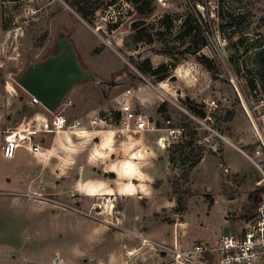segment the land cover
<instances>
[{
	"label": "rangeland",
	"instance_id": "1",
	"mask_svg": "<svg viewBox=\"0 0 264 264\" xmlns=\"http://www.w3.org/2000/svg\"><path fill=\"white\" fill-rule=\"evenodd\" d=\"M138 7L139 10L127 0H0V88L9 86L17 103L31 100L32 97L17 85L16 77L29 62L41 61L56 48L57 35L71 31L69 39L81 67L97 74L104 83L89 81L74 86L54 113L65 116L70 122L91 117L110 118L111 126L100 123L94 129L89 128L95 130L93 134H75L74 129L59 134L66 145L61 154L66 175L70 169L77 168L78 156L91 145L94 149L88 158L90 166L106 161L97 151L101 144L109 145L106 162L111 160L116 166L131 160L134 147H157L155 142L165 133L119 132V109L124 104L159 128L163 127L164 119L170 118L174 126L185 128L183 144L162 151L169 161L166 199L174 198L175 205L161 210L159 207L168 204L150 202V209L157 212L153 220L161 225H173L183 222L187 214L186 226L178 230L179 241L214 244L222 234L236 232L239 228L236 223L249 220L256 193L254 188L247 190L246 185L248 178L254 183L260 176L251 163L223 140L214 138L212 142L217 145V153L200 145L198 139L205 131L196 129L197 123L179 107L190 114L195 109L209 117L205 121L207 126L237 147L247 150L254 146L247 113L253 117L258 115L255 102L261 94L258 90L252 91L247 81L253 77L255 47L264 41V0H166L162 6L156 5L154 0H140ZM167 14L173 19L169 31L158 23ZM188 15L200 17L202 36L207 44L196 55L181 56L179 53L187 46L181 44L178 36ZM140 21L145 24L143 35L161 31L164 33L162 41L137 43L131 25ZM147 64L152 68L163 65L168 78L158 81L137 69ZM211 101L218 104L217 109L206 108L205 103ZM40 111L50 117L36 103L31 108V114ZM40 138L41 141L46 139ZM175 141L181 142L180 139ZM188 144H191L190 150ZM139 157V162L146 161V157ZM193 160L199 163L190 169L189 161ZM5 163L0 160V166ZM219 163L229 166L230 173L224 174ZM110 171L122 178L135 169L126 162L120 169L112 167ZM129 179H118V183ZM65 181L66 193H77L73 181L69 178ZM141 182L150 183L146 177ZM153 183L163 186V181ZM114 186L119 185L114 183ZM106 188L100 181H90L81 187L87 195L95 196L105 195ZM125 188L127 191L122 194L134 193L131 184ZM143 188L142 195H148L150 188ZM118 198L112 201L97 197L93 206L112 210L115 203L120 202ZM164 232L166 241H170L173 228L168 226ZM38 243L56 245L49 241L48 230ZM71 246L62 245L65 255L70 253ZM86 246L77 247L81 251ZM105 249L104 245V253ZM158 252L159 264H172L168 263L169 256L162 247ZM38 258L43 264L51 263L50 252L39 253Z\"/></svg>",
	"mask_w": 264,
	"mask_h": 264
},
{
	"label": "crops",
	"instance_id": "2",
	"mask_svg": "<svg viewBox=\"0 0 264 264\" xmlns=\"http://www.w3.org/2000/svg\"><path fill=\"white\" fill-rule=\"evenodd\" d=\"M8 87L3 85L0 88V147L6 131L34 127L35 121L49 119L41 111L31 114V108L35 105L33 100L26 99L17 103ZM94 118L86 121L80 119L88 129H85L86 133H96L95 130H89L94 129V126L89 125ZM42 136L46 137L44 141L41 138L36 140L41 146L42 154H33L19 148L13 159L6 160L0 151V160L6 162L0 166V264H43L38 254L49 252L50 264H159V247L176 246L179 250L191 248L193 244L184 239L179 241L177 237L178 230L186 226L187 214L183 222L173 225H161L153 220L157 212L150 209V202L157 200L167 203L168 205L159 207L161 210L175 205L174 198L166 199L169 190V161L158 144L157 147H134L131 160L126 162L131 163L135 171H129L122 178L110 169H120L126 162L120 166L112 164L111 160L107 163L109 145L102 144L97 151L104 155L102 158L106 161H101L99 166L89 165L88 158L94 149V145H91L84 154L78 156L77 168L74 171L70 169L66 175L64 159L61 157L66 145L59 134L46 133ZM139 156L146 157V161L139 162ZM149 160L151 164L147 163ZM161 163L162 169L158 168ZM84 169L91 173L85 181L81 179ZM192 174L191 172L190 177ZM129 177L126 182L118 183V179ZM145 177L150 181L148 185L141 182ZM66 178L73 181L77 193H66ZM90 181H100L106 185L108 188L105 195H87L83 192L81 187ZM157 181H163V186H155L153 182ZM114 183L119 186H114ZM128 184L134 188L132 195L122 194L127 191L125 186ZM253 184L248 178L247 190H253ZM143 186L150 188L148 195H142ZM108 191L112 194L107 195ZM97 197L112 201H117L119 197L120 202H116L112 210L102 207L99 209L100 207L93 206ZM47 222L53 223L44 226ZM245 222L236 224L240 227ZM168 226L173 228V238L170 241H166V234L164 235ZM46 230L49 241L56 245L37 244ZM33 245L39 246L33 248ZM62 245H72L68 255L62 251ZM78 245L87 246L80 251ZM104 245L105 253L102 251ZM127 253L131 255L127 256Z\"/></svg>",
	"mask_w": 264,
	"mask_h": 264
},
{
	"label": "built area",
	"instance_id": "3",
	"mask_svg": "<svg viewBox=\"0 0 264 264\" xmlns=\"http://www.w3.org/2000/svg\"><path fill=\"white\" fill-rule=\"evenodd\" d=\"M25 2L29 0H18ZM156 5H164L166 0H154ZM33 100V99H32ZM34 102V101H33ZM35 103V102H34ZM208 110H215L218 104L215 101L205 103ZM255 106L258 109V115L253 117L247 113L251 129L255 138L254 146L251 149H242L232 144L226 138L219 135L211 127L207 126L205 121L209 119L207 116L199 117L190 114L185 108L179 109L189 115L196 123L197 128L204 130L203 137L198 139L200 145L208 146L217 153V145L212 144L214 138L223 140L227 145L236 150L245 160L252 164L259 174L260 178L254 182V208L248 221L238 228L236 232L224 233L214 243H195L188 250H179L176 246L167 248L162 246L164 252L169 256L168 263L172 264H264V100L258 97ZM119 132L125 134L127 132H162L165 136H160L157 140L158 146L165 150L166 148H174L183 144L184 127L174 126L172 119L163 120V127H157L154 123L138 116L127 104L120 109ZM48 120L41 122L35 121L34 127L8 130L5 132L3 143L0 147L1 155L6 160L14 158L19 148H24L33 154H42L41 146L36 142L43 134L65 133L67 130H73L74 133H86L82 120L75 119L68 121L63 115L48 113ZM111 119L94 118L90 120V126L98 124H110ZM174 141H169V140ZM177 142L175 140H179ZM191 145L189 146V150ZM194 161V160H193ZM193 161H189L192 163ZM224 174H229V166L219 163ZM131 253H127L130 256Z\"/></svg>",
	"mask_w": 264,
	"mask_h": 264
},
{
	"label": "water",
	"instance_id": "4",
	"mask_svg": "<svg viewBox=\"0 0 264 264\" xmlns=\"http://www.w3.org/2000/svg\"><path fill=\"white\" fill-rule=\"evenodd\" d=\"M71 33L57 35L56 48L41 61L29 62L15 79L17 85L48 113H54L63 104L74 86L89 81L101 83L97 74L81 67L69 39ZM90 174L88 169L82 170L81 179L87 180Z\"/></svg>",
	"mask_w": 264,
	"mask_h": 264
},
{
	"label": "trees",
	"instance_id": "5",
	"mask_svg": "<svg viewBox=\"0 0 264 264\" xmlns=\"http://www.w3.org/2000/svg\"><path fill=\"white\" fill-rule=\"evenodd\" d=\"M127 1L136 6V9L139 10L138 4L140 3V0ZM158 23L166 31H169L173 27V19L171 15L168 14L164 15L160 20H158ZM144 25L145 24L142 21H140L139 23H133L131 25L132 30L135 31V41L137 43L145 42L147 44H151L154 41H162L164 33L161 31H158L157 33H155V35H143L146 30ZM181 27L182 31L180 32L178 39L182 40L181 44L186 45L187 47L183 49L179 54L181 56H184L186 54L196 55L207 44L205 37L202 36L200 17L194 18L189 15L186 16ZM137 69L141 73L149 74L157 78L158 81H163L168 78V75L163 71V65H160L157 68H152L149 64H147L141 65ZM101 83H104L103 79H101ZM247 84L252 91L258 90L261 94L260 97H262V99L264 100V41L262 44L256 46L255 51L253 52V77L251 79H248ZM192 111V113L196 116H204L200 111H197L195 109H193ZM190 145L191 144H188L187 147L189 148ZM178 146H176V148ZM191 151L193 152V150ZM198 163L199 161L194 160L190 164V169L194 168Z\"/></svg>",
	"mask_w": 264,
	"mask_h": 264
},
{
	"label": "flooded vegetation",
	"instance_id": "6",
	"mask_svg": "<svg viewBox=\"0 0 264 264\" xmlns=\"http://www.w3.org/2000/svg\"><path fill=\"white\" fill-rule=\"evenodd\" d=\"M56 44V43H55Z\"/></svg>",
	"mask_w": 264,
	"mask_h": 264
}]
</instances>
